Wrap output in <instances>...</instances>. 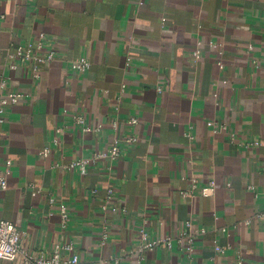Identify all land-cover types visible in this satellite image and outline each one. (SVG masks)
<instances>
[{"label": "crops", "instance_id": "0c3cea01", "mask_svg": "<svg viewBox=\"0 0 264 264\" xmlns=\"http://www.w3.org/2000/svg\"><path fill=\"white\" fill-rule=\"evenodd\" d=\"M30 43L53 59H20ZM10 93L23 98L0 112V220L25 253L134 264L145 228L173 242L144 264H264V0H0V101ZM115 139L120 158H96ZM110 196L126 213L103 210Z\"/></svg>", "mask_w": 264, "mask_h": 264}, {"label": "built area", "instance_id": "2783aa9c", "mask_svg": "<svg viewBox=\"0 0 264 264\" xmlns=\"http://www.w3.org/2000/svg\"><path fill=\"white\" fill-rule=\"evenodd\" d=\"M43 36V35H42ZM34 44H28L26 46H17V56H19L22 60H27L33 57H36L38 61L44 62L47 60H51L54 57V53H50L46 57H38L34 56ZM38 48H41V44L39 43ZM193 56L196 59L201 58V52L196 50L193 53ZM90 62L87 61L85 58H82L80 61H77L73 64V68L77 71L84 72L90 68ZM220 68L224 67L223 62H219ZM23 98L21 93H10L3 97L0 101V112H3L5 106L11 104H17ZM0 121L3 122V119L0 118ZM132 122L136 123L137 120L133 119ZM86 131H90L89 128H86ZM1 137V135H0ZM135 138H130L128 141L133 142L136 141ZM121 148L122 143L119 139H115L113 144L105 151H102L96 155L98 159H108L112 163L116 162L121 156ZM50 152L49 148H45L41 153L43 155H48ZM89 160H81L73 163L71 167L80 166L82 174H86V164ZM10 161H7L8 168L5 171L0 170V191L7 190L9 187L8 176L10 174ZM214 183L210 186L203 188L202 193L205 196H209L214 191ZM94 193L97 192L96 190L93 191ZM38 191L34 192L36 195ZM111 196L109 200L103 206L104 211H111V213H126V208H121L118 206L111 205ZM63 224L66 225L68 221H70L71 217L67 208H62L61 211ZM185 226L190 228L192 226L191 221H187ZM109 239V225L105 224L102 229V245H106ZM178 242L182 245L187 258L192 261L196 252L195 241L189 232L183 233L180 237L177 238ZM173 239L170 237L160 240H153L145 228H142L139 233V243L138 247L132 253L134 256V264H144L146 256L149 252L155 250L158 246L162 244H166L171 246ZM22 233L16 227V225L7 220H0V260L14 262L20 257L23 259V264H66V263H78L79 257L75 256L71 261H64L62 259V253L57 252L52 257L47 258L44 255H33L30 253H25L22 249ZM72 246L70 244L64 245L62 247L63 251L71 250ZM216 250L218 252H223V248L220 246H216Z\"/></svg>", "mask_w": 264, "mask_h": 264}]
</instances>
